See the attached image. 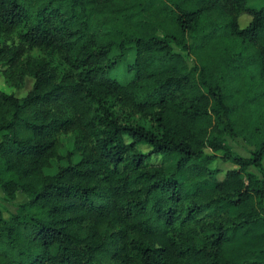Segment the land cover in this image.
<instances>
[{
    "label": "trees",
    "instance_id": "1",
    "mask_svg": "<svg viewBox=\"0 0 264 264\" xmlns=\"http://www.w3.org/2000/svg\"><path fill=\"white\" fill-rule=\"evenodd\" d=\"M0 79V264H264V7L0 0Z\"/></svg>",
    "mask_w": 264,
    "mask_h": 264
},
{
    "label": "rangeland",
    "instance_id": "2",
    "mask_svg": "<svg viewBox=\"0 0 264 264\" xmlns=\"http://www.w3.org/2000/svg\"><path fill=\"white\" fill-rule=\"evenodd\" d=\"M248 5L251 8L254 9H261L264 7V0H248ZM249 19L246 18L244 20V23H248ZM17 40V39H16ZM32 56H42V54L39 51H32L30 53ZM134 59V53H130L128 58L122 63L125 64L126 62H132ZM193 66V64H191ZM116 75V72L113 73V77ZM2 80L0 79V89L2 87ZM6 89V87L4 88ZM6 91H11L10 88L6 89ZM63 144L64 149L62 153L65 155L68 150L72 148L73 139L71 137H63ZM227 143L231 146L233 151L240 156L243 157H251V153L253 152L254 148L249 146L246 142H244L241 139H227ZM229 166L221 165V168H228ZM57 171V168L55 167L53 170H51V173H55ZM250 172L256 174L260 177V173L255 168L251 167L249 169ZM28 200V198L23 195L22 193H18L17 199L14 202H7L5 199L4 194L0 191V210L2 211L5 219H9L13 214H16L18 211L19 205L25 203Z\"/></svg>",
    "mask_w": 264,
    "mask_h": 264
}]
</instances>
